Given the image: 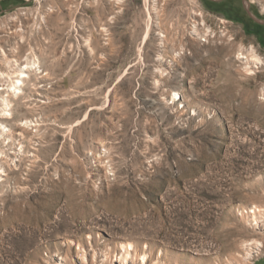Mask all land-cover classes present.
Segmentation results:
<instances>
[{"label":"rangeland","instance_id":"rangeland-1","mask_svg":"<svg viewBox=\"0 0 264 264\" xmlns=\"http://www.w3.org/2000/svg\"><path fill=\"white\" fill-rule=\"evenodd\" d=\"M34 59L0 103V264H264L256 35L202 0H0V87Z\"/></svg>","mask_w":264,"mask_h":264},{"label":"bare ground","instance_id":"bare-ground-1","mask_svg":"<svg viewBox=\"0 0 264 264\" xmlns=\"http://www.w3.org/2000/svg\"><path fill=\"white\" fill-rule=\"evenodd\" d=\"M118 2H121L122 0H116ZM148 2V1H147ZM147 10L148 9V4L146 3ZM150 20L147 24V29L146 33L143 39V43H146L148 40L150 34H151V14L149 12ZM197 34H199V29L196 26L194 30ZM254 59L260 60L257 56H254ZM18 63V61H16ZM15 62V63H16ZM19 64V63H18ZM256 64V63H255ZM40 69V63L38 60L34 59L32 63H27L26 65H23L18 68L17 71H15L13 74H9V78L11 79V83L7 85L6 88L0 87V103H1V109L3 111V115L7 116L10 114V109H11V99L14 97H19L23 93V88L26 84L27 79L30 78L31 72L32 71H38ZM8 74V73H7ZM1 75H5L4 73H1ZM6 91V92H5ZM12 115V114H11ZM9 132L7 126L4 123L0 122V138L5 139L6 141L10 139L11 137H8L7 133ZM4 152H0V155H4ZM9 158L8 156H6ZM6 167L3 162H0V183L4 181L3 176L5 174ZM249 213L253 214L252 218L254 221L259 220V213H261V209H259L258 206H256L252 211ZM258 223V222H257ZM260 245H263L260 243ZM131 244H122V250L127 253V257L124 258V256H121L120 260L124 261V264H129V256H131L132 253H130V249H132ZM86 260V259H85ZM144 263L147 261V258L144 256L143 257Z\"/></svg>","mask_w":264,"mask_h":264},{"label":"flooded vegetation","instance_id":"flooded-vegetation-1","mask_svg":"<svg viewBox=\"0 0 264 264\" xmlns=\"http://www.w3.org/2000/svg\"><path fill=\"white\" fill-rule=\"evenodd\" d=\"M240 1V4L239 2ZM212 12L222 14L257 36L264 47V21L249 9L244 0H202Z\"/></svg>","mask_w":264,"mask_h":264},{"label":"water","instance_id":"water-1","mask_svg":"<svg viewBox=\"0 0 264 264\" xmlns=\"http://www.w3.org/2000/svg\"><path fill=\"white\" fill-rule=\"evenodd\" d=\"M245 5H246V3H245ZM248 7V6H247Z\"/></svg>","mask_w":264,"mask_h":264}]
</instances>
